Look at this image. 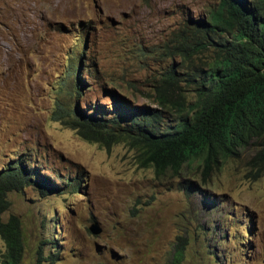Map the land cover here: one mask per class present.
<instances>
[{"label":"rangeland","instance_id":"rangeland-1","mask_svg":"<svg viewBox=\"0 0 264 264\" xmlns=\"http://www.w3.org/2000/svg\"><path fill=\"white\" fill-rule=\"evenodd\" d=\"M216 2L0 0V172L22 163L56 187L8 194L2 219L21 221V264H170L181 246L180 264H264V176L244 162L205 181L197 163L158 179L126 145L108 151L52 118L57 104L108 117L112 94L157 106L163 74L186 64L175 33ZM4 253L0 238V263Z\"/></svg>","mask_w":264,"mask_h":264},{"label":"trees","instance_id":"trees-1","mask_svg":"<svg viewBox=\"0 0 264 264\" xmlns=\"http://www.w3.org/2000/svg\"><path fill=\"white\" fill-rule=\"evenodd\" d=\"M174 40L186 64L163 74L156 108L112 94L115 111L108 117L57 104L53 120L108 151L126 145L135 153V164L151 168L158 179L179 177L197 163L205 181L230 160L244 162L253 180L264 176V0H217L204 17L189 19ZM69 74L78 97L84 84L76 68ZM170 91L177 95L171 97ZM32 185L42 194L56 191L37 169L22 163L0 172V238L5 244L0 264H21V221L14 215L5 221L2 215L10 207L8 194ZM183 255L184 247H176L170 264H180Z\"/></svg>","mask_w":264,"mask_h":264},{"label":"water","instance_id":"water-1","mask_svg":"<svg viewBox=\"0 0 264 264\" xmlns=\"http://www.w3.org/2000/svg\"><path fill=\"white\" fill-rule=\"evenodd\" d=\"M89 231L93 234V235H98L101 233V228L96 224H92L90 227H89Z\"/></svg>","mask_w":264,"mask_h":264},{"label":"clouds","instance_id":"clouds-1","mask_svg":"<svg viewBox=\"0 0 264 264\" xmlns=\"http://www.w3.org/2000/svg\"><path fill=\"white\" fill-rule=\"evenodd\" d=\"M215 4H216V3H215ZM209 8H210V7H209ZM207 11H208V10H207ZM205 15H206V13H205L203 16H201V17H204ZM198 18H200V17H198ZM195 19H196V18H195ZM187 22H188V21H187ZM186 25H187V24H186ZM186 25H185V26H186ZM185 26H184V27H185ZM184 27H182V28H184ZM182 28H181V29H182ZM179 30H180V29H179ZM179 30H178V31H179ZM178 31H177V32H178ZM177 32H176V33H177ZM158 83H159V82H158ZM157 89H158V85L156 86V90H155L156 101H157ZM156 107H157V106H155V107H150V108H156ZM211 177H212V176H211ZM262 177H263V176H262ZM260 178H261V177H260ZM256 180H257V179H256Z\"/></svg>","mask_w":264,"mask_h":264}]
</instances>
